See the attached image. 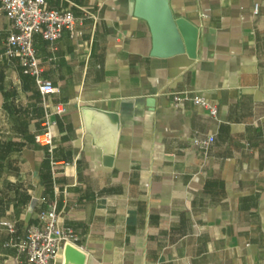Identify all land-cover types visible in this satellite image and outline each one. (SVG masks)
I'll list each match as a JSON object with an SVG mask.
<instances>
[{
	"label": "crops",
	"instance_id": "0c3cea01",
	"mask_svg": "<svg viewBox=\"0 0 264 264\" xmlns=\"http://www.w3.org/2000/svg\"><path fill=\"white\" fill-rule=\"evenodd\" d=\"M47 2L98 19L55 44L34 36L43 77L58 89L44 99L18 59L1 57L13 23L0 4V223L16 226L0 224V264H29L13 242L53 201L86 264H264V0H169L199 29L194 58L153 55L132 0ZM185 91L216 103L218 119L176 107L173 93ZM58 104L66 112L53 116L49 149L34 137ZM87 105L121 116L112 168L84 131ZM209 135L206 156L193 139Z\"/></svg>",
	"mask_w": 264,
	"mask_h": 264
},
{
	"label": "built area",
	"instance_id": "2783aa9c",
	"mask_svg": "<svg viewBox=\"0 0 264 264\" xmlns=\"http://www.w3.org/2000/svg\"><path fill=\"white\" fill-rule=\"evenodd\" d=\"M1 9L13 23V31L9 35L5 51L1 57L18 59L23 73L35 79L42 97L57 92L52 81L43 77L44 68L34 46V36L40 34L45 41L51 44L58 42L64 31L72 36L78 33L87 18L97 21L98 15L92 11H84V16L78 18L70 10L52 8L47 0H0ZM260 5L256 3L253 13L257 16ZM187 103L206 109L214 119H218L219 107L216 103L199 95L195 91L173 93V104L182 108ZM64 106L58 104L52 111L46 113L42 123V131L35 134L37 144L53 149L54 115L65 114ZM215 137L209 135L204 138L195 137L193 145L204 155H208ZM52 172L56 176V163L52 162ZM39 223L29 225L23 237L13 242L19 253L23 254L29 264H58L59 256L67 244L77 246L80 241L79 233L62 222V212L58 210L57 201L49 203L39 215ZM10 233L16 232L14 222L0 223Z\"/></svg>",
	"mask_w": 264,
	"mask_h": 264
},
{
	"label": "water",
	"instance_id": "95a60500",
	"mask_svg": "<svg viewBox=\"0 0 264 264\" xmlns=\"http://www.w3.org/2000/svg\"><path fill=\"white\" fill-rule=\"evenodd\" d=\"M135 14L145 19L151 28L153 55L171 56L187 52L196 56L199 29L184 17L176 18L169 0H132ZM153 104V100L149 101ZM85 133L92 144L102 151L103 165L112 168L115 164L121 131V116L118 112L87 105L80 109ZM64 264H86L87 255L78 247L67 244L64 248Z\"/></svg>",
	"mask_w": 264,
	"mask_h": 264
},
{
	"label": "trees",
	"instance_id": "16d2710c",
	"mask_svg": "<svg viewBox=\"0 0 264 264\" xmlns=\"http://www.w3.org/2000/svg\"><path fill=\"white\" fill-rule=\"evenodd\" d=\"M34 141H35V137H34ZM36 142V141H35ZM45 165H46V168L48 169V173H49V177H45L44 179H45V183H46V185L50 188V186L52 185V183H53V179H52V177H53V172H52V160H51V158L50 157H48L47 158V161L45 162ZM50 200V199H49ZM47 202H48V200H47ZM49 203V202H48ZM48 206V205H47ZM45 209H46V207H45ZM43 210V209H42Z\"/></svg>",
	"mask_w": 264,
	"mask_h": 264
}]
</instances>
